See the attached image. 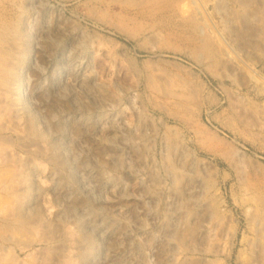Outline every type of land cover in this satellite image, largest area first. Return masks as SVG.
I'll return each mask as SVG.
<instances>
[{
  "label": "rangeland",
  "instance_id": "1",
  "mask_svg": "<svg viewBox=\"0 0 264 264\" xmlns=\"http://www.w3.org/2000/svg\"><path fill=\"white\" fill-rule=\"evenodd\" d=\"M0 25V264H264V0Z\"/></svg>",
  "mask_w": 264,
  "mask_h": 264
},
{
  "label": "bare ground",
  "instance_id": "2",
  "mask_svg": "<svg viewBox=\"0 0 264 264\" xmlns=\"http://www.w3.org/2000/svg\"><path fill=\"white\" fill-rule=\"evenodd\" d=\"M13 25V24H12ZM1 26V25H0ZM3 28H4V26H3ZM10 28V27H9ZM2 29V28H1ZM6 30V29H5ZM24 170V169H23ZM21 171V170H20ZM20 176L22 177V179L24 180V182H25V180L26 179H28V172H26V171H22V172H20ZM21 179V180H22ZM20 200V199H19ZM18 204V203H17ZM25 202L23 201V200H21V204L19 205H17V207H16V209H15V206H16V204H15V206H14V204L12 205V206H14V209H15V214H20V213H22L23 212V210H25ZM13 208V207H12ZM10 214H11V212H10ZM11 215H13V212H12V214ZM17 218V217H16ZM21 221H22V219H21Z\"/></svg>",
  "mask_w": 264,
  "mask_h": 264
}]
</instances>
